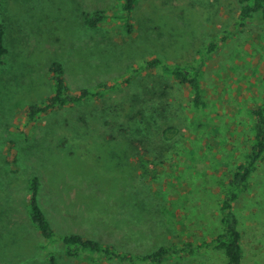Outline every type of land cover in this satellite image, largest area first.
<instances>
[{
	"label": "rangeland",
	"instance_id": "obj_1",
	"mask_svg": "<svg viewBox=\"0 0 264 264\" xmlns=\"http://www.w3.org/2000/svg\"><path fill=\"white\" fill-rule=\"evenodd\" d=\"M122 3L3 0L8 54L0 66V264H139L69 258L51 245L31 220L34 178L39 204L60 235L88 236L139 255L184 241L193 230L208 234L218 222L211 170L220 168L216 156L245 146L251 112L264 102V27L235 30L239 0H140L131 35L119 19L87 24L97 11L121 12ZM230 32L219 51L206 53ZM154 55L190 64L207 58L208 107L194 109L187 87L153 71L100 99L28 120V109L52 94L54 62L64 64L70 88L79 91L119 79ZM139 112L152 135H138ZM199 123L207 130H198ZM167 125L180 129L171 143L159 134ZM148 148L155 154H146ZM141 156L161 165L143 174ZM252 183L235 210L244 264H264V163ZM176 195L182 196L185 233L167 219ZM222 263L214 252L163 264Z\"/></svg>",
	"mask_w": 264,
	"mask_h": 264
},
{
	"label": "trees",
	"instance_id": "obj_2",
	"mask_svg": "<svg viewBox=\"0 0 264 264\" xmlns=\"http://www.w3.org/2000/svg\"><path fill=\"white\" fill-rule=\"evenodd\" d=\"M139 1L123 0L122 10L118 13L97 11L88 18L86 17L87 24L94 28L104 21L119 19L122 22V30L127 35H131L135 30L133 16ZM239 3L240 9L235 23L237 32H242L251 23H257L264 27V0H239ZM2 6L3 0H0V66L4 64V58L8 54L5 43L7 28L3 19ZM232 35L233 32H230L222 36L220 40L211 42L208 49H206V53L211 55L219 51L222 48V43H228ZM207 60V58L203 59L202 57L198 64L176 63L159 55H154L147 58L143 64L134 65L128 71V74L119 79L100 83L93 88H84L79 91L70 88L64 64L56 61L49 70V78L53 85L52 94L43 104L30 107L27 111V118L32 122L41 115L76 106L85 101L100 99L108 93L131 84L144 72L153 71L160 72L164 76L176 80L180 85L187 87L192 95L191 105L193 108L203 110L208 107L206 92L203 87ZM260 62H262V59H260ZM261 66L263 67V64L259 65L260 72L261 70L264 71ZM262 82L264 85V73ZM251 116L250 133L247 136L243 135L245 146L241 149L233 146L231 151L234 153L228 155V157H215V161L218 162H216L217 165L220 164V168L213 165L211 183L215 186V188H212L218 196V222L210 231L211 233L206 234L203 230H193L186 236V240L162 246L145 255L124 251L115 245H106L80 234L60 235L39 204L38 178H34L31 182V220L48 242L57 248L59 247L61 252L69 258H77L86 254L89 259L98 262L163 264L170 259L186 258L197 254L208 255L217 252L222 256V264H244V234L235 205L243 197L250 194L254 176L261 164L264 163V102L251 112ZM136 117L140 119L137 128L138 135H152L150 127L146 126L145 116L139 112L135 115ZM203 127L207 130V125L201 123L197 125L198 130L204 129ZM179 133L180 129L176 125H167L160 130L159 134H161L163 141L171 143ZM148 149L145 151L146 154H155V148ZM140 160L143 174L156 171L158 166L161 165L157 159L147 158L146 156H141ZM181 197L179 195L172 197L173 207L167 209V219L181 233H185L187 225L183 216L179 213L182 208Z\"/></svg>",
	"mask_w": 264,
	"mask_h": 264
}]
</instances>
